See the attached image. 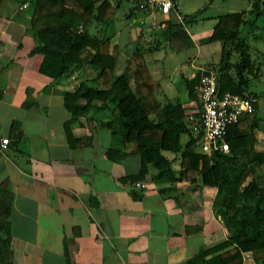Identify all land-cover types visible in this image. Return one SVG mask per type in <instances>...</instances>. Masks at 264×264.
I'll return each instance as SVG.
<instances>
[{"label": "crops", "instance_id": "crops-1", "mask_svg": "<svg viewBox=\"0 0 264 264\" xmlns=\"http://www.w3.org/2000/svg\"><path fill=\"white\" fill-rule=\"evenodd\" d=\"M176 2L178 7L170 16L159 11H134L133 3L126 11L129 18H136L137 12L142 17L153 18L155 23L149 24L148 29L157 31L155 37L149 34L146 37L143 30L133 36L131 29V40L121 37L122 32L108 35L112 24L102 31L104 27L98 21H92L89 27L93 32H106L112 46H120L118 73L125 69L136 47L142 46L155 77L163 86L158 92L159 98L163 102L177 101L167 90L175 89V84L180 83L187 98L179 101L190 112L197 106L189 96L187 80L221 60V43L205 40L212 33L217 16L234 11L244 12L246 16L252 0L243 10L223 9L215 16L216 22L209 31L195 28L202 16L188 24L186 28L195 50L180 59L174 70L166 72L155 52L169 43L162 33L166 19H184L183 0ZM214 2L207 0L200 10L205 11ZM33 10L34 0H4L0 15L3 86L0 140L10 138L9 147L0 150V183L9 180V189L14 194L8 235L15 262L217 264L210 260L221 251L203 253L231 235L215 207L217 187L204 184L202 178L196 182L159 183L152 179L155 169L151 167L143 179L147 188L136 189L134 181L126 178L139 173L141 157L129 155L116 161L108 155L113 132L101 122L111 119V106L102 109L98 108L100 103L91 106L86 115L67 127L72 114L65 105L64 92L74 90L85 79H94L98 70L93 66L82 67L60 80L43 73V54L32 52L38 42L30 30ZM260 24L264 26V18ZM260 30H249L246 36L249 39ZM253 39L257 42L261 36L255 33ZM255 60L260 64L262 75L261 62ZM259 107V115L264 117V96ZM255 132V146L264 151V121ZM69 135L75 139L88 136L91 140L88 144L73 146ZM167 155L175 158L174 163L178 162L179 166L174 167L179 169L178 155ZM262 169L264 172V164ZM243 255V264H258L251 251Z\"/></svg>", "mask_w": 264, "mask_h": 264}, {"label": "trees", "instance_id": "trees-1", "mask_svg": "<svg viewBox=\"0 0 264 264\" xmlns=\"http://www.w3.org/2000/svg\"><path fill=\"white\" fill-rule=\"evenodd\" d=\"M3 1L0 0V15ZM125 1L128 0H34L30 30L38 42L32 52L44 56L41 71L60 80L82 67L93 66L98 70L94 79H85L74 90L64 92L65 105L72 114L67 127L86 115L91 106L98 103L99 109L111 106V119L101 122L113 132L109 157L116 161L129 155L141 157L139 173L126 179H146L153 167L152 179L159 183L196 182L202 178L204 184L216 186L215 207L231 235L203 253L221 251L210 260L217 264H243L244 252L251 251L257 263L264 264V151L255 146V130L264 121L259 115L264 93L252 89L255 80L260 79L261 69L246 36L249 30L264 31L260 24L264 0H252L246 16L238 11L219 14L212 33L205 39L219 41L222 46L221 60L205 67L216 71L220 93L229 90L256 99L255 110L230 126L227 134L230 150L211 156L203 154L198 144L203 130L197 88L202 70L187 80L189 96L197 106L188 112L179 100L163 102L159 98L163 86L142 46L136 47L125 69L118 73L120 46H112L106 32L90 30L92 21H98L104 27L102 31L106 30ZM133 9L142 11L135 4ZM203 11L185 15L183 20L166 19L162 33L172 49L193 44L186 27L197 21ZM195 125L200 127L199 131H195ZM90 140L88 136L75 139L69 135L73 146L88 144ZM166 151L178 155L179 169L173 165L175 158ZM9 186V180L0 183V264H17L8 235L14 201Z\"/></svg>", "mask_w": 264, "mask_h": 264}, {"label": "built area", "instance_id": "built-area-1", "mask_svg": "<svg viewBox=\"0 0 264 264\" xmlns=\"http://www.w3.org/2000/svg\"><path fill=\"white\" fill-rule=\"evenodd\" d=\"M128 1L139 6L142 11H159L166 16H170L172 10L178 7L175 0ZM201 70L202 74L197 88L201 98V106L198 111L203 130L198 144L203 154L211 156L218 151L228 152L230 150V144L227 141L230 126L238 122L242 115L255 110L256 99L229 90L221 94L216 71L207 68ZM194 129L199 131L200 127L195 125ZM9 139L6 137L0 140L1 151L9 147ZM133 186L143 190L147 188L148 184L145 180L139 179L133 182Z\"/></svg>", "mask_w": 264, "mask_h": 264}, {"label": "rangeland", "instance_id": "rangeland-1", "mask_svg": "<svg viewBox=\"0 0 264 264\" xmlns=\"http://www.w3.org/2000/svg\"><path fill=\"white\" fill-rule=\"evenodd\" d=\"M206 3L207 0H183L182 14L186 15L196 12L198 9H202ZM248 6L249 0H215V2L210 7L203 11V13L201 14L203 19L199 24L195 26V28H198L202 31H209V27H212V25H214V23L216 22L215 16L219 13H222L224 11L223 9L233 8L235 10H243ZM129 7H132V3L128 1H125L119 7L114 22L109 28L108 35H113L116 32H122L121 37L126 38L127 40H131L132 34L133 36H136L143 30V35H146V37H148V34L155 37L157 35V31L148 29L149 24L155 23L153 18L148 17V15L142 17L141 13L143 11H140L141 13L137 12L136 18L126 17L125 13L126 11H128ZM145 21H147L146 25L144 24ZM130 29L132 30V34L130 33ZM255 33L261 36V39H259L257 42L253 39ZM255 33L251 34L249 41L252 44V53L255 59L261 62L263 74L261 75L260 79L255 80L252 85V89L257 90L260 93H264V35L262 29ZM193 48L194 43L187 47L181 48L180 50H175L171 48L169 43H165L162 48L158 49L155 52V57H158L162 60L161 63H163L164 70L166 72H169L175 69L180 59L189 56L193 52V50H195ZM180 85V83H176L175 89L173 90L167 87V91L170 93L174 100L185 101V99L187 98V93L185 90H183V88L179 87ZM184 139H186V136L184 137ZM166 153L174 155V152L172 151H166ZM174 166L178 167L179 163L175 162Z\"/></svg>", "mask_w": 264, "mask_h": 264}]
</instances>
